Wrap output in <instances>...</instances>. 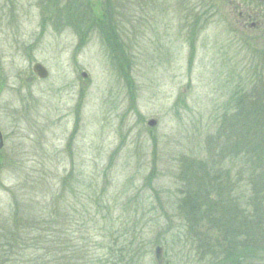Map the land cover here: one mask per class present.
Returning <instances> with one entry per match:
<instances>
[{
    "label": "rangeland",
    "instance_id": "1",
    "mask_svg": "<svg viewBox=\"0 0 264 264\" xmlns=\"http://www.w3.org/2000/svg\"><path fill=\"white\" fill-rule=\"evenodd\" d=\"M172 2L0 0V264L28 262L5 258L7 229L57 195L73 245L83 208L106 206L114 230L141 233L135 264H157L152 243L163 264L198 263L179 209L193 167L225 173L246 209L255 201L242 181L253 160L236 155L227 119L243 92L264 102V37L253 40L264 25L242 24L246 3L218 0L220 15L208 13L194 41L187 6L201 0ZM95 5L105 27L87 22ZM37 62L47 79L34 74ZM194 221L211 236L209 222Z\"/></svg>",
    "mask_w": 264,
    "mask_h": 264
},
{
    "label": "trees",
    "instance_id": "2",
    "mask_svg": "<svg viewBox=\"0 0 264 264\" xmlns=\"http://www.w3.org/2000/svg\"><path fill=\"white\" fill-rule=\"evenodd\" d=\"M92 10L94 13L91 12L87 19L91 28L97 24L105 27L109 17L96 14V6ZM227 123L229 129L236 132L232 145L236 155L253 160L250 168L244 165L249 174L242 181L251 189V198L255 201H248L250 208L246 209L245 203L242 205L241 202L245 201L244 195L237 197V188L229 184L225 173L223 177L221 172H213V166L203 168L202 172L193 167L182 181L183 199L179 209L189 214L190 223L186 230L191 236L194 257L198 250L196 264H206L202 262L207 253L210 257L206 261L208 264H264V171L261 170L264 168V142L257 143V138L264 135L257 134L264 123V102L243 92L234 116H229ZM229 145L227 149L221 146L218 153L214 151V164L219 162L223 152L230 149ZM59 198L62 196L57 195L47 210L36 214L29 222L7 229V242L1 247L7 260L21 253L29 257L26 264H135L142 257L140 251L144 237L133 228L127 229L125 234L124 228L114 230L108 221L110 210L106 206L98 209V213L83 208L77 233L79 244L73 245L67 234L69 230L64 228L63 221L60 222ZM96 199L100 196L96 195ZM197 218L209 222L207 227L211 236H206L204 229L202 231L199 223L194 221ZM154 244L159 246L157 243L152 246Z\"/></svg>",
    "mask_w": 264,
    "mask_h": 264
},
{
    "label": "flooded vegetation",
    "instance_id": "3",
    "mask_svg": "<svg viewBox=\"0 0 264 264\" xmlns=\"http://www.w3.org/2000/svg\"><path fill=\"white\" fill-rule=\"evenodd\" d=\"M157 2L159 0H156ZM188 1V0H187ZM239 2L246 3L247 7L249 8V11H240V17L243 18L242 24L247 27V25L250 26V28L259 29L262 28L264 25V1L259 0H236ZM174 3V0L172 4ZM96 6V5H95ZM161 6V3L160 5ZM186 7V6H185ZM220 6L218 5V0H201L198 4H188L187 6V12L188 14L193 13L194 19H193V30L195 37L194 41H196L198 33H201V30L205 28L209 24L208 19V13H211L210 15H220ZM185 11V13H187ZM250 23V24H249ZM257 35L254 37L253 40H259L260 37H264L263 33H256ZM38 63V62H37ZM35 63L34 66L37 64ZM32 68V70H33ZM34 72V70H33ZM35 74V73H34ZM49 77V75H48ZM47 77V78H48Z\"/></svg>",
    "mask_w": 264,
    "mask_h": 264
},
{
    "label": "water",
    "instance_id": "4",
    "mask_svg": "<svg viewBox=\"0 0 264 264\" xmlns=\"http://www.w3.org/2000/svg\"><path fill=\"white\" fill-rule=\"evenodd\" d=\"M259 1H264V0H259ZM34 73L36 76L40 79H46L48 77V71L44 68V66L40 63H37L34 68ZM86 77V75L84 74ZM156 125L155 121H150L149 126L154 127ZM4 148V138L2 135V132L0 130V151ZM155 259L157 261V264H162L163 263V249L161 247H157L155 249Z\"/></svg>",
    "mask_w": 264,
    "mask_h": 264
}]
</instances>
